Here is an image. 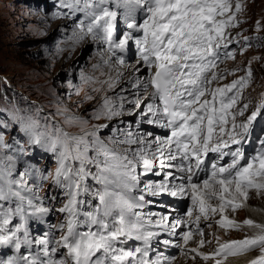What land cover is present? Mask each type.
Here are the masks:
<instances>
[{"label": "snow or ice", "instance_id": "obj_1", "mask_svg": "<svg viewBox=\"0 0 264 264\" xmlns=\"http://www.w3.org/2000/svg\"><path fill=\"white\" fill-rule=\"evenodd\" d=\"M60 7L67 11L56 18H74L72 35L66 38L72 50L91 37L124 64L117 53L135 47L139 59L133 71L139 75L129 81L134 99L128 102L136 111L128 114L141 118L138 127L146 123L164 131L120 134L117 129L106 142L99 134L101 125L72 134L55 126L42 131L38 120L25 123L27 144L55 155L52 185L67 201L56 210L65 214L56 231L50 225L43 238L30 235L29 221L43 223L53 211L45 201L56 197L38 194L48 176L44 169L21 163L27 149L19 142L13 148L0 134V248L12 253H0V264H172L163 253L151 258L152 241L168 233L178 237L173 246L187 255L180 241L187 245L194 234L203 236L201 219L217 213L216 224L225 231H256L223 243L217 238L211 254L192 248V258L224 264L229 257L258 249L260 255L249 264H264V224L251 218L240 223L225 215L245 206L252 193L264 196V102L248 115L250 103L240 105L251 67L246 76L223 85L218 82L241 69L215 71L221 56L234 58L227 30L239 24L240 0H61ZM121 19L126 31L118 28ZM43 23L34 22L39 35L47 31ZM244 39L247 44L249 38ZM123 106L118 109L105 98L94 118L111 120L122 114ZM250 144L255 147L249 152L245 146ZM148 173L162 178L143 182L141 188V175ZM146 195L190 200L187 216L195 217L186 222L181 216L145 213L154 203ZM185 223L197 227L185 231ZM136 241L142 246H135ZM156 243L167 247L172 241Z\"/></svg>", "mask_w": 264, "mask_h": 264}, {"label": "rangeland", "instance_id": "obj_2", "mask_svg": "<svg viewBox=\"0 0 264 264\" xmlns=\"http://www.w3.org/2000/svg\"><path fill=\"white\" fill-rule=\"evenodd\" d=\"M35 1L0 0V134L9 144L18 138L30 152L32 146L27 144L29 134L24 130L25 123L30 120H38L40 129L59 121L72 134H79L82 128L91 130L92 126L101 125L99 134L109 140L115 125L125 117L134 116L129 115L128 110L136 111L128 102L134 99L129 95L133 92L129 84L131 79H124L114 88L115 92H109L112 89L109 85L105 86L108 75L102 69H119L110 66L115 61L101 52H95L92 39L76 44L72 50V42L66 39L72 35L70 23L56 18L53 7L46 13L39 12ZM247 16H251L252 22L261 23L264 32V0L250 2ZM39 20L44 21L41 28L47 29L44 35L34 31V22ZM58 48L65 51L58 52ZM252 53L260 55V59L251 60L255 72L247 96L254 100L264 88V47L247 53L245 58H253ZM65 56L69 66L62 64ZM117 79L112 77L111 82ZM122 96L124 100H121ZM8 97H13L14 104ZM105 98L118 109L123 103L120 116L111 120L94 118ZM70 119L72 123H68ZM81 120L88 121V124H81ZM104 124L109 127H102ZM248 202L253 210L264 214V196L257 197L252 193ZM237 214L243 216L244 212ZM245 214L248 212L245 211ZM215 230L222 232L218 228ZM200 240H190L187 246L206 248L205 242L202 247L199 246ZM190 255L195 254L188 252L176 258L182 260H179L180 264H185L190 261ZM196 259L200 261L197 264H203L198 257Z\"/></svg>", "mask_w": 264, "mask_h": 264}, {"label": "bare ground", "instance_id": "obj_3", "mask_svg": "<svg viewBox=\"0 0 264 264\" xmlns=\"http://www.w3.org/2000/svg\"><path fill=\"white\" fill-rule=\"evenodd\" d=\"M62 21H67V20H62ZM68 22V21H67ZM69 23V22H68ZM86 40H89V39H86ZM98 55V54H97ZM104 55H106V56H108L107 54H104ZM67 56H65L64 58H63V62H62V64H66V66H69V63L67 62L66 63V61H67ZM99 59V58H98ZM52 65H56V63H53ZM111 65H113V66H115V67H118L119 69H116V68H111V67H109V68H103L102 69V71H103V73L105 72V74H107L108 75V78L106 79L107 80V82H106V87L109 85V87L112 89V90H110L109 92H111V93H113V92H115L114 91V88H117L118 87V85H120V82L121 81H123L124 79H126V78H129V79H132V77H133V75H137V74H139V73H134V69L137 67V63H134V64H131V65H128V66H123V65H119V64H117L116 62L115 63H110V66ZM112 77H117L118 79L116 80V81H114V82H116V83H114V82H111V78ZM105 78V77H104ZM113 83V84H112ZM132 91V90H131ZM134 91V90H133ZM132 93L133 92H131V94H129L130 96H132L133 97V95H132ZM132 100V99H131ZM130 99H129V101H131ZM129 112L130 111H132V110H128ZM262 208H264V207H262ZM247 212H248V215H250V216H252V217H254L255 219H257V220H260V221H264V214H262V213H260V212H257L256 210H253V209H251L250 207H249V209L247 210ZM262 218V219H261ZM249 255H240V256H234V257H230V258H228L225 262H224V264H237L238 262H240L241 260H243V259H245L246 257H248ZM190 261H189V264H197L198 262H200L199 260H197V259H193L192 257V255H190ZM179 260H181L180 258H177V262L180 264V262H179ZM182 261V260H181ZM187 261V262H188ZM186 262V263H187ZM182 263V262H181ZM185 263V264H186Z\"/></svg>", "mask_w": 264, "mask_h": 264}]
</instances>
